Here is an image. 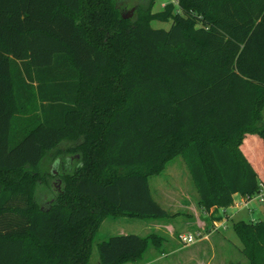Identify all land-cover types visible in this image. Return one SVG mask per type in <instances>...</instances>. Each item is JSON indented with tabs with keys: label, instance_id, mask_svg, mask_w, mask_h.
<instances>
[{
	"label": "trees",
	"instance_id": "1",
	"mask_svg": "<svg viewBox=\"0 0 264 264\" xmlns=\"http://www.w3.org/2000/svg\"><path fill=\"white\" fill-rule=\"evenodd\" d=\"M154 1L0 0V264H89L104 218L169 216L148 177L178 155L205 212L264 182L240 147L264 143V0ZM232 224L264 264V219ZM161 243L115 234L98 264Z\"/></svg>",
	"mask_w": 264,
	"mask_h": 264
},
{
	"label": "rangeland",
	"instance_id": "2",
	"mask_svg": "<svg viewBox=\"0 0 264 264\" xmlns=\"http://www.w3.org/2000/svg\"><path fill=\"white\" fill-rule=\"evenodd\" d=\"M118 1V7L120 8L121 15L125 16L129 13L128 17L133 16L136 2L137 0H117ZM173 2L175 0H155L154 4L152 5L151 10L153 12H157L158 10H161L163 5L167 2ZM133 10L130 12V9ZM170 25V21H160V20H151L150 26L152 28H164L167 29ZM262 115L264 116V105L261 108ZM258 138V137H257ZM258 140V141H256ZM264 143L262 140L256 139L254 136L245 134L242 139L241 149L244 153V155L249 158V150L253 151L255 154V158L258 160L255 162V167L259 174H262V167L263 164L261 162V157L264 155ZM42 167L44 170L53 169L55 170L56 166H54L53 163H51L49 160H45L42 163ZM148 183H149V190L150 194L152 195L153 199L162 207V209H166L168 212H172L173 209L170 207H167L164 202L166 201L165 198H162V192L164 190L166 191H175L179 192L182 191L183 194L190 196L191 199L194 201L198 199V192H196V189L194 188L193 182L191 177L188 174L187 167L185 165L184 160H182L181 156L178 155V157H175L171 159L165 168L162 170V172L158 175H153L148 177ZM56 187L59 188L60 183L59 181L53 180ZM37 193L39 195H42L45 192V187L41 186L39 189H37ZM238 199L234 198L232 203L225 209L223 208H217L214 212V217L217 221L223 220L222 224L225 225V229L219 228L218 232L216 233L220 240L222 239L225 244L232 248V260L234 264H249L246 257H244L240 253L241 248V242L238 240L237 236L235 235L233 231V222L237 220L242 221H255L264 219V205L259 204L255 200H249L244 206L241 205V203H237ZM227 215V217H225ZM183 216L179 215L176 216L175 221L182 220ZM154 225V219H138L135 217H127V216H119L114 218H104L100 225L99 229L94 237L92 249L89 256V264H98V256H97V247L96 243H98L100 240L107 239L110 236H114L115 234H141L145 235L150 231H156L151 225ZM186 231V230H185ZM186 232L194 233V230H188ZM205 233V231H204ZM209 242L203 241L198 242L196 245L200 244L206 247V251H209ZM181 244V243H180ZM196 245L193 246H187V247H181L180 252L176 253L174 255L168 254L167 257H164V260L167 258L165 262H161L160 260H157L154 264H193L190 262L187 258V255L194 254L193 248L196 247ZM215 254H216V260L218 261H224L223 257L220 256L221 251L224 250V248H220L219 245H215ZM167 250L168 247H165ZM158 253L160 251V248L156 247H149L148 250L144 253L143 259L148 258L150 255V252ZM209 254V253H208ZM141 261V260H140ZM128 262L124 264H141L142 262ZM228 261V260H227ZM228 264V263H226Z\"/></svg>",
	"mask_w": 264,
	"mask_h": 264
},
{
	"label": "crops",
	"instance_id": "3",
	"mask_svg": "<svg viewBox=\"0 0 264 264\" xmlns=\"http://www.w3.org/2000/svg\"><path fill=\"white\" fill-rule=\"evenodd\" d=\"M163 197L166 200L164 204L173 210L172 212H168L165 209L169 216L163 217V219H154L155 224H152L151 226L156 231L148 232L155 233L161 238L162 243L160 251L158 253H155L154 251L150 252L149 257L143 259L146 250H148L149 247L154 248V246L150 244L142 255L140 261L142 262L141 264H154L157 260L165 262L167 258L164 260V257H167L168 254L174 255L180 252L181 247L188 246L180 244L179 241H177V235L188 230L196 231V229L201 230L203 233L205 231V237L196 240V242L191 244V246L196 245L198 242L206 241L209 242V251L207 252L205 250L206 247L198 244L195 248H193L195 253L191 255L189 254V256L187 255L188 259L186 260H189L193 264H234L232 260V248L228 247L216 234L220 227L225 229V225L222 224L223 220L217 221L214 217V212L218 207L211 206L209 211L205 212L197 204V200L194 201L190 198V196L183 194L181 190L179 192L164 190L162 192V198ZM234 198L238 199L237 203H241L244 196L242 197L238 194H234L233 199ZM179 215H182L183 219L175 221L176 216ZM225 217H227V215H225ZM148 233L145 235H148ZM217 244L220 248L226 247L220 253V256L224 258V261L222 262L216 260L217 256L215 254V245ZM165 247H168V249L166 250Z\"/></svg>",
	"mask_w": 264,
	"mask_h": 264
},
{
	"label": "built area",
	"instance_id": "4",
	"mask_svg": "<svg viewBox=\"0 0 264 264\" xmlns=\"http://www.w3.org/2000/svg\"><path fill=\"white\" fill-rule=\"evenodd\" d=\"M257 190L258 191L252 195L244 196L241 205L244 206L249 200H255L259 204L264 205V182L262 181L259 182ZM204 237H205V233H203L201 230L196 229L194 233L181 232L179 235H177V241H179V243H181L183 246H187L195 243L196 240Z\"/></svg>",
	"mask_w": 264,
	"mask_h": 264
},
{
	"label": "water",
	"instance_id": "5",
	"mask_svg": "<svg viewBox=\"0 0 264 264\" xmlns=\"http://www.w3.org/2000/svg\"><path fill=\"white\" fill-rule=\"evenodd\" d=\"M133 10V8L132 9H130V12ZM129 16V13L128 14H126L125 16H123V15H121V17L123 18V19H125V18H127Z\"/></svg>",
	"mask_w": 264,
	"mask_h": 264
}]
</instances>
